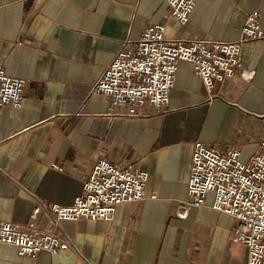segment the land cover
I'll use <instances>...</instances> for the list:
<instances>
[{
  "label": "crops",
  "instance_id": "obj_1",
  "mask_svg": "<svg viewBox=\"0 0 264 264\" xmlns=\"http://www.w3.org/2000/svg\"><path fill=\"white\" fill-rule=\"evenodd\" d=\"M256 9L264 28V0H197L181 27L163 0H0V64L25 79L20 106L0 112V220L70 242L34 258L0 243V264H247V246L231 238L235 219L211 207L212 193L185 216L178 209L195 142L238 147L249 158L264 136V39L241 46L251 77L239 70L210 92L180 63L169 106L158 114L107 116V99L89 90L149 23L164 24L167 39L228 41ZM102 157L146 170L147 197L120 203L111 221L61 220L52 228L46 213H33L71 204Z\"/></svg>",
  "mask_w": 264,
  "mask_h": 264
},
{
  "label": "built area",
  "instance_id": "obj_2",
  "mask_svg": "<svg viewBox=\"0 0 264 264\" xmlns=\"http://www.w3.org/2000/svg\"><path fill=\"white\" fill-rule=\"evenodd\" d=\"M169 14L179 26L187 24L197 0H163ZM260 12L251 11L235 40L167 39L165 26L152 22L145 25L138 38L123 42L90 94H101L107 101V116H139L164 112L170 102L180 63H187L204 88L210 92L215 82L239 75L249 78L253 71L244 70L240 61L241 46L248 40L264 39L259 23ZM25 79L9 76L0 64V112L3 106L19 107ZM210 94V98H217ZM241 149H221L203 142L194 143L186 199L178 214L185 216L192 207L204 206L209 193L211 207L235 219L232 240L247 246V264H264V136L246 161ZM60 169L58 164H52ZM148 172L130 164L121 165L106 158L93 161L82 186L66 206H36L34 214L46 213L52 228L61 220L111 221L117 205L147 197ZM148 197L155 198L152 191ZM0 243L13 246L19 256L34 258L40 251L58 254L69 240L54 232L37 233L0 220Z\"/></svg>",
  "mask_w": 264,
  "mask_h": 264
},
{
  "label": "rangeland",
  "instance_id": "obj_3",
  "mask_svg": "<svg viewBox=\"0 0 264 264\" xmlns=\"http://www.w3.org/2000/svg\"><path fill=\"white\" fill-rule=\"evenodd\" d=\"M241 159H242L243 161H246L248 158H245V157L241 156Z\"/></svg>",
  "mask_w": 264,
  "mask_h": 264
}]
</instances>
